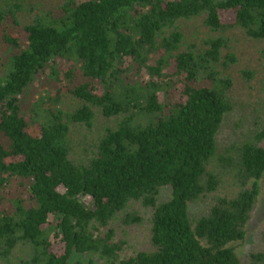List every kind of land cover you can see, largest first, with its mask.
Instances as JSON below:
<instances>
[{"label":"trees","instance_id":"1","mask_svg":"<svg viewBox=\"0 0 264 264\" xmlns=\"http://www.w3.org/2000/svg\"><path fill=\"white\" fill-rule=\"evenodd\" d=\"M48 1L0 0V264H264V228L232 245L264 178V89L239 106L255 72L226 36L264 41V0ZM39 78L79 102L36 130Z\"/></svg>","mask_w":264,"mask_h":264},{"label":"rangeland","instance_id":"2","mask_svg":"<svg viewBox=\"0 0 264 264\" xmlns=\"http://www.w3.org/2000/svg\"><path fill=\"white\" fill-rule=\"evenodd\" d=\"M48 2L50 5H53L54 1L49 0ZM225 20H231V16H227ZM184 27V34L187 40H195L199 34H193L194 31H199L201 29L200 21H198V23H187ZM202 30L204 29L202 28ZM226 36L232 50L235 52L239 60L240 66L248 67L255 72V75L251 78V88L245 89L246 92L251 93L253 97L250 98L248 94L249 100H243L242 103H240L238 100H241V97L247 95V93L242 92L240 87L239 89L237 87L238 92L233 93L235 100L239 102V106L243 104L244 107H246L247 104H250V101L256 100L257 96H262V89H264V41L251 40L237 29L229 31ZM3 62L4 61L0 64V83L3 81L5 74L9 69V67H6V63ZM40 80L41 78L37 79L34 83V99H37L36 112L39 115L36 124L33 126L36 130L39 129L40 121L45 119V116H47L46 113H48L49 110L73 109L79 102L76 98L71 97L65 89L60 93H57L56 89L59 86L58 82L43 84ZM27 116L30 115L28 114ZM104 120L106 119H104L103 116L97 114L90 127L83 124H71L70 136L73 140L72 143L75 153H83L82 155L89 153L91 147L100 135L102 129L101 124ZM260 187V195L256 208L246 226V235L241 241L232 244L235 252L242 258L259 244L261 230L264 228V178L260 182ZM167 197L168 190L163 191L162 198L166 199ZM202 205V203L199 205L193 204V210L201 208ZM144 232L145 227L143 225L138 227L136 242L144 239ZM91 260L92 257L90 255L74 253L69 264L74 261H78L81 264H97L96 261Z\"/></svg>","mask_w":264,"mask_h":264}]
</instances>
